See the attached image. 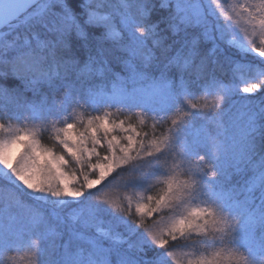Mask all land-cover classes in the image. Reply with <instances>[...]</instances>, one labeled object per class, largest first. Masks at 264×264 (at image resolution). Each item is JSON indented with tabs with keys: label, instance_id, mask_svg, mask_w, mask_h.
Here are the masks:
<instances>
[{
	"label": "snow or ice",
	"instance_id": "1",
	"mask_svg": "<svg viewBox=\"0 0 264 264\" xmlns=\"http://www.w3.org/2000/svg\"><path fill=\"white\" fill-rule=\"evenodd\" d=\"M0 173L35 264H264V0H0Z\"/></svg>",
	"mask_w": 264,
	"mask_h": 264
},
{
	"label": "trees",
	"instance_id": "2",
	"mask_svg": "<svg viewBox=\"0 0 264 264\" xmlns=\"http://www.w3.org/2000/svg\"><path fill=\"white\" fill-rule=\"evenodd\" d=\"M203 102H204L203 100L199 101V103H203ZM105 111H106V109H99L97 112L93 113L91 111L85 112V111L78 110L75 115H76L78 120H82V121L86 122L90 115H93V114H95V115H103ZM110 119H113V120H115V119H124V116L120 115L119 113H116V114L110 116ZM132 125L134 127H137V131L147 132V133L151 134V126H150L151 122L150 121H149V127H145L144 125H141L139 123V119L138 118H133ZM42 143L47 144V141L46 140H42ZM0 174H2V173H0ZM102 187H103V185L97 186V188H102ZM93 191H96V189H93ZM157 191H159V185H157L153 189V192H157ZM97 194L101 195V196H104L105 194H107V196H109V197H111L113 199H118L122 195H133L132 193H123L122 190L119 189V188H113L112 190H107L106 189L104 192H98ZM144 195H146V193H144L142 191H138V192H136L134 194V198L138 199V198H140V197H142ZM133 211H134V206H133ZM216 236H217V234H216ZM222 237L223 236H220V239H222ZM218 238H217V240L219 241L220 239H218ZM217 247L219 248V247H221V245L217 244ZM223 247L225 249V255H224V258L222 260V264H242V261L240 260L238 255L233 257V258H229V255H228V251L229 250H228L227 244L223 245ZM175 250L177 251L178 254H180V258H181L182 264H186L187 257H185L183 255V253L190 252V251H192V249L177 247ZM4 254H5L4 255L5 258L0 259V264H15V263H12V261L17 259L18 257H24V255H25V253H23L22 251H18V253H17L18 257H15L16 253H14V251L5 252Z\"/></svg>",
	"mask_w": 264,
	"mask_h": 264
},
{
	"label": "rangeland",
	"instance_id": "3",
	"mask_svg": "<svg viewBox=\"0 0 264 264\" xmlns=\"http://www.w3.org/2000/svg\"><path fill=\"white\" fill-rule=\"evenodd\" d=\"M222 2H223V0H222ZM240 2H242V0H229V3H240ZM14 163H15V161H14ZM227 235H228L227 231L219 232V233H217V238L219 237L218 239H220V236H223L222 239H225L227 237ZM13 251H14V253H16L15 257H18V254H17L18 251H22L23 253H25V255H24V257H18L17 259L12 261V263H15V264H35V258L33 256L32 251L29 248L21 246L19 248L14 249ZM241 252L244 255H247V253L244 252L243 249H241ZM4 253L5 252L0 251V259L5 258ZM186 264H187V262H186Z\"/></svg>",
	"mask_w": 264,
	"mask_h": 264
}]
</instances>
